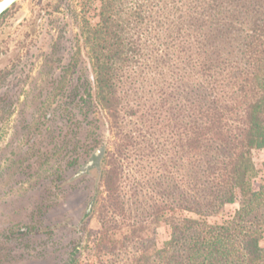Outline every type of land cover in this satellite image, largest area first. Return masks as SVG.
Returning <instances> with one entry per match:
<instances>
[{"label":"trees","instance_id":"1","mask_svg":"<svg viewBox=\"0 0 264 264\" xmlns=\"http://www.w3.org/2000/svg\"><path fill=\"white\" fill-rule=\"evenodd\" d=\"M79 3L89 73L63 108L110 140L97 136L68 182L95 174L97 263L264 264V0ZM135 158L158 197L136 220L124 194ZM161 223L158 247L148 233Z\"/></svg>","mask_w":264,"mask_h":264},{"label":"rangeland","instance_id":"2","mask_svg":"<svg viewBox=\"0 0 264 264\" xmlns=\"http://www.w3.org/2000/svg\"><path fill=\"white\" fill-rule=\"evenodd\" d=\"M80 1L20 0L0 17V264H98L93 248L101 226L88 204L95 174L68 182L74 160H86L94 139L110 140L88 120L68 119L76 111L63 108L68 87L89 73L75 19ZM136 159L124 164L134 220L149 215L158 198ZM263 160L264 152L254 154L257 167ZM258 185L255 179L253 190ZM237 208L228 205L208 222ZM148 234L160 247L169 228L150 225Z\"/></svg>","mask_w":264,"mask_h":264},{"label":"water","instance_id":"3","mask_svg":"<svg viewBox=\"0 0 264 264\" xmlns=\"http://www.w3.org/2000/svg\"><path fill=\"white\" fill-rule=\"evenodd\" d=\"M20 0H0V17Z\"/></svg>","mask_w":264,"mask_h":264}]
</instances>
